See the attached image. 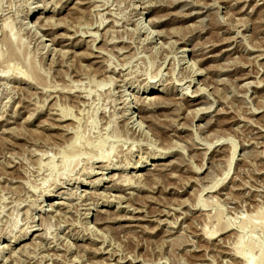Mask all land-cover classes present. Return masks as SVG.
<instances>
[{
    "label": "rangeland",
    "instance_id": "1",
    "mask_svg": "<svg viewBox=\"0 0 264 264\" xmlns=\"http://www.w3.org/2000/svg\"><path fill=\"white\" fill-rule=\"evenodd\" d=\"M263 211L264 0H0V264H243Z\"/></svg>",
    "mask_w": 264,
    "mask_h": 264
},
{
    "label": "bare ground",
    "instance_id": "2",
    "mask_svg": "<svg viewBox=\"0 0 264 264\" xmlns=\"http://www.w3.org/2000/svg\"><path fill=\"white\" fill-rule=\"evenodd\" d=\"M82 1V0H81ZM79 3V2H78ZM242 8V7H241ZM26 15H28V16H36V17H40L39 16V13L38 12H34L33 11V9H30L28 12H27V14ZM96 35V34H95ZM159 35V34H158ZM173 36V35H172ZM8 45H13V42H11L10 41V39L8 38ZM92 45V44H91ZM67 52V51H66ZM182 52V51H181ZM65 53V52H64ZM183 53V52H182ZM87 57V56H86ZM188 65V64H187ZM193 68V67H192ZM106 70V69H105ZM199 71V70H198ZM29 72V71H28ZM200 72V71H199ZM24 75H25V73H24ZM30 76V75H29ZM28 76V77H29ZM27 77V76H26ZM31 79V78H30ZM33 79H34V77H33ZM190 79V78H189ZM202 88V87H201ZM200 88V89H201ZM197 90V89H196ZM201 90H203V89H201ZM204 91V90H203ZM201 93V92H200ZM140 94L141 95H143V98H145V100H146V98H155V99H165V98H167L168 96H165L166 95V90L164 91V90H162V89H154V88H152V86H150V87H146V89H144L143 91H141L140 92ZM149 95H152L151 97L149 96ZM187 97H188V95H187ZM187 97H185L183 100H185V101H188L186 98ZM180 98V97H179ZM141 99V98H140ZM154 99V100H155ZM153 100V99H152ZM151 100V101H152ZM150 101V100H149ZM160 102V101H159ZM163 102V101H162ZM196 102V101H195ZM146 103V102H145ZM167 103V102H166ZM168 104H169V102H168ZM167 104V105H168ZM194 104V103H193ZM148 105V104H147ZM155 105V104H154ZM153 105V106H154ZM157 105V104H156ZM170 105H171V103H170ZM152 106V105H151ZM163 106H164V103H163ZM160 107V106H159ZM167 107V106H166ZM191 110V109H190ZM193 110V109H192ZM195 110V109H194ZM192 112V111H191ZM199 112V111H198ZM64 114L65 113H63V116H64ZM66 115V114H65ZM195 116V115H194ZM65 118V117H64ZM63 119V118H62ZM8 122V121H7ZM151 123V122H150ZM160 125V124H159ZM75 143V140H74V138L73 139H71L70 140V142L68 143V146L67 147H71V150H72V148L73 147H75L74 144ZM66 150V149H65ZM64 150V151H65ZM75 150V149H74ZM74 150H72V151H74ZM69 152V151H68ZM172 152V151H171ZM63 153V152H62ZM61 153V154H62ZM70 153V152H69ZM167 153H154V154H151V156L149 157V158H146V159H143V161H141L140 163H138L137 165H136V170L138 171V170H143L144 172H142L141 174H145V173H147V172H149L150 171V169L152 170V171H156V170H160V169H162V168H160L161 166L163 167L165 164H166V155ZM64 156H65V154H63ZM62 155V156H63ZM73 155V154H72ZM232 155V154H231ZM63 156V158L61 159V161L63 162V169L66 167V166H68L71 162H72V157L71 156H69V158L68 157H64ZM99 156V155H98ZM104 156H105V154H104ZM104 156H102V158L104 157ZM71 158V159H70ZM100 158V157H99ZM231 159H232V157H231ZM97 160V159H96ZM99 161H100V159H99ZM166 161V162H165ZM170 162V161H169ZM167 165H168V163H167ZM106 168H108V166L107 167H105V169ZM110 168V167H109ZM119 168V167H118ZM160 168V169H159ZM164 168V167H163ZM201 168V167H200ZM199 168V169H200ZM122 170H125V167L124 168H121ZM153 173V172H152ZM159 173V172H158ZM87 174L89 175L90 174V172L88 171L87 172ZM104 174V173H103ZM136 174H140V172H138V173H136ZM150 174V173H149ZM149 174H146L147 176L149 175ZM156 174V173H155ZM157 176V175H156ZM137 177V176H136ZM103 178H104V176L103 177H100V178H97L96 180H94V181H92V183H91V186L92 187H96L97 185H99V180L100 179H102L103 180ZM151 179L153 178V177H150ZM155 178V177H154ZM105 179V178H104ZM124 179V178H123ZM128 179V178H127ZM114 180V179H113ZM125 181V180H124ZM152 181V180H151ZM154 181V180H153ZM140 182V181H139ZM90 183V182H89ZM122 183V182H121ZM126 183V182H125ZM124 184V183H123ZM156 184V183H155ZM153 188V187H152ZM120 196V195H119ZM114 200V199H113ZM116 200V199H115ZM129 200V199H128ZM55 202V201H54ZM47 205H51V202H47ZM128 208V207H127ZM138 210V209H137ZM97 211H99V210H97ZM108 214V213H107ZM86 215V214H85ZM94 215H96V214H94ZM258 218H259V221H258V225H259V227H263V225H264V211H263V213H261V214H259V216H257ZM257 218V219H258ZM134 219V218H133ZM108 220V219H107ZM251 221V220H250ZM250 221H245V222H243L242 223V226H246V224H248V223H250ZM103 222V221H102ZM251 223H252V221H251ZM250 223V226L251 225H253V226H255V224L254 223H252L251 224ZM249 225V224H248ZM89 226V225H88ZM249 226V227H250ZM30 227V226H29ZM253 228V227H252ZM88 230V229H87ZM27 232V231H26ZM91 232V231H90ZM25 234L26 233H23V235L21 236V237H19V238H22V237H24L25 236ZM209 233H206L205 235L207 236ZM211 235V234H210ZM238 245H240L242 242H241V240L240 239H237V242H236ZM254 243V242H253ZM253 243H250V244H248L247 245V247L246 246H244V247H241V248H239L238 250H237V253H238V255L243 259V264H264V249H263V247H262V244H260V246H258L257 245V248H256V246L253 244ZM256 244V243H255ZM257 250V252H255V256L254 255H252V252H253V250ZM11 252V251H10Z\"/></svg>",
    "mask_w": 264,
    "mask_h": 264
}]
</instances>
